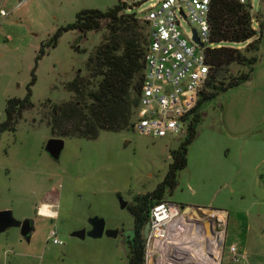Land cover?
<instances>
[{
    "label": "rangeland",
    "instance_id": "374dc122",
    "mask_svg": "<svg viewBox=\"0 0 264 264\" xmlns=\"http://www.w3.org/2000/svg\"><path fill=\"white\" fill-rule=\"evenodd\" d=\"M161 1L0 0V8L8 12L6 17L0 15V124L6 121L11 100H25L31 93L33 104L19 120L16 132L0 133V211H12L17 220L34 218L35 209L50 192H61L63 207L57 222L63 245L32 254L30 246L21 242L18 230L12 228L0 235V264H131L123 234L85 240L72 234L88 227L96 217L103 219L109 230L123 228L125 237L132 234L133 216L121 209L120 199L132 205L163 184L172 163L171 152L186 143L187 134L154 138L132 129L102 132L94 141L66 139L56 162L44 150L51 139L45 119L48 102L77 99L67 85L77 76H87L89 56L107 34L102 31L84 37L77 31H65L78 15L85 10L106 12L126 3L141 19ZM248 3L256 30L263 29L252 78L204 102L194 113L192 119L200 115L201 122L188 145L187 167L178 172L177 186L166 188L165 198L191 207L190 214L196 212L206 221L198 216L185 220L184 225H190V235H186L193 241L199 237L212 240L208 210L226 213L222 264L230 263L232 244L246 248L247 264H264V162L248 165L241 159L244 150L252 151L255 145L264 153V0ZM182 29L190 34L194 28L183 21ZM223 46L245 49L248 43ZM42 49L46 54L38 59ZM248 71L233 65L228 75ZM34 77L36 82L31 85ZM243 130L248 134L233 137ZM39 225L35 240L46 241L51 223L42 219ZM179 248L183 256L193 249L184 243Z\"/></svg>",
    "mask_w": 264,
    "mask_h": 264
},
{
    "label": "trees",
    "instance_id": "16d2710c",
    "mask_svg": "<svg viewBox=\"0 0 264 264\" xmlns=\"http://www.w3.org/2000/svg\"><path fill=\"white\" fill-rule=\"evenodd\" d=\"M211 44L207 49V61L212 68V77L202 93L197 111L203 103L216 99L221 94L241 87L252 78L258 63L263 29L254 26L252 6L238 0H212L209 15ZM65 31H77L84 37L90 33L107 34L91 53L87 62V76H77L67 89L77 99L61 104H50L46 122L51 136L60 139L78 138L97 140L102 132H123L134 128L140 105V94L146 70V54L149 46V27L138 15L129 11L126 3L102 12L85 10L74 24ZM61 33L57 37H60ZM248 43L245 49L230 48L224 44ZM86 51H84L85 53ZM46 54L42 49L38 59ZM238 65L249 71L240 76L228 75V68ZM34 77L31 85H34ZM31 93L25 100H11L7 107L6 121L0 124V133L16 132V126L25 111L33 108ZM201 116H197L188 128L187 141L171 152L172 163L163 184L154 192L134 200L130 208L137 226L131 243L130 263L147 264L145 228L150 222L151 209L165 201L166 188L177 186V175L188 164V145L197 135ZM172 193V191H170Z\"/></svg>",
    "mask_w": 264,
    "mask_h": 264
},
{
    "label": "built area",
    "instance_id": "2783aa9c",
    "mask_svg": "<svg viewBox=\"0 0 264 264\" xmlns=\"http://www.w3.org/2000/svg\"><path fill=\"white\" fill-rule=\"evenodd\" d=\"M238 2L247 4L248 0ZM211 5L212 0H162L153 4L141 17L149 27V46L140 105L133 128L139 134L154 138L181 136L186 134L194 121L192 117L212 77V68L206 56L207 49L216 48L210 41ZM0 13L8 16L4 10ZM183 21L194 28L192 33L183 31ZM195 31L202 45L194 40ZM187 217L183 207L169 201L151 209V227L146 239L147 262L184 264L189 259L191 252L183 256L178 240ZM215 223L214 228L211 226L215 237L209 242L207 258L221 264L225 225L221 217ZM50 239L58 243L53 231ZM229 257L230 264L246 263V256L237 245L230 247Z\"/></svg>",
    "mask_w": 264,
    "mask_h": 264
},
{
    "label": "flooded vegetation",
    "instance_id": "af4514ba",
    "mask_svg": "<svg viewBox=\"0 0 264 264\" xmlns=\"http://www.w3.org/2000/svg\"><path fill=\"white\" fill-rule=\"evenodd\" d=\"M187 133H188V131L186 132V134ZM52 138L60 139V138L51 136V139ZM64 140H66V139H64ZM46 145H47V143L45 144V147H44L45 152L49 155V157L52 160H54L51 157V155L46 151ZM60 159H61V156H60ZM60 159L59 160H54V161L59 162ZM48 195H50V196H48ZM61 200H62L61 192H54V193L50 192V193L46 194L42 198V201L40 202L38 207L35 209L34 218H28L27 217V218H24L22 220H18V221H22V222H24L25 220H31L32 221V223H29L26 226V228H25L26 235L22 234V232L24 230V226L14 227L15 229L18 230V232L21 235V242H24V243H26L27 245L30 246L29 252H31L32 254L33 253L35 254V253H37L39 251H42V250H44V251L50 250L51 245H63V242L59 238V232L60 231H59V226L57 224V222L61 220L62 213H63V207H62V204H61ZM44 202H49V203L48 204H44ZM132 205H131V203H129L128 208L125 209V210H128L130 212V208H131ZM46 206L48 207V210H49L50 214H44L42 212V208L46 207ZM13 216H14V213H13ZM14 218H15V216H14ZM42 219L48 220L51 223L52 227H51V229H50V231H49V233L47 235L46 241L38 242V241L35 240V238H36L37 232L39 231V226H40L39 223H40V221ZM92 228L93 227H92V225H91V223L89 221L88 227H86L83 230H86V232L88 233V232H90L92 230ZM10 229H12V228H10ZM10 229H8V230H10ZM136 229H137V226L134 223L133 233L129 234L127 237H125V234H124L125 230L123 228H119V229H115V230H119V235L118 236L123 234V236L125 238V242L127 243V245H129V243H131L133 241V239L135 238V236H136L135 235L136 234ZM106 230H109V229H107V227H106ZM52 231L54 232V235L57 237L58 243H55V242L51 241L50 234H51ZM78 232H80V231H78ZM88 237L89 236L87 235L86 238H88ZM76 238H78V237H76ZM79 239H81V238H79Z\"/></svg>",
    "mask_w": 264,
    "mask_h": 264
},
{
    "label": "water",
    "instance_id": "95a60500",
    "mask_svg": "<svg viewBox=\"0 0 264 264\" xmlns=\"http://www.w3.org/2000/svg\"><path fill=\"white\" fill-rule=\"evenodd\" d=\"M195 37L194 40L201 44L198 34L195 31L194 32ZM65 148V140L64 139H56L52 138L47 142L46 145V151L51 155V157L54 160H59L60 156ZM129 203L124 201L123 199H120V206L121 209L125 210L128 208ZM185 213H190L192 211L191 207H183ZM196 213V212H195ZM32 223L31 220H25L24 222L18 221L14 218L13 212L10 210L0 211V235L4 232H6L10 228L14 227H21L24 226V230L22 232L23 235H26L25 228L26 226ZM90 223L92 225V230L90 232H86V230H82L80 232H75L72 234L74 237L81 238L82 240L86 239V236L88 235L91 238L99 239L103 238L104 236H108L111 238H117L119 235V230H106V222L103 219L100 218H93L90 220ZM150 223L147 224L145 228V238L147 239L150 233Z\"/></svg>",
    "mask_w": 264,
    "mask_h": 264
},
{
    "label": "crops",
    "instance_id": "0c3cea01",
    "mask_svg": "<svg viewBox=\"0 0 264 264\" xmlns=\"http://www.w3.org/2000/svg\"><path fill=\"white\" fill-rule=\"evenodd\" d=\"M10 0H3V2L5 3V2H9ZM2 2V3H3ZM21 4V1L19 2V4H18V6ZM2 10H4L3 8H0V12L2 11ZM5 11V10H4ZM8 13V12H7ZM0 15H1V13H0ZM4 17V16H3ZM255 26V25H254ZM256 29V28H255ZM256 121H254V123H255ZM248 128H250V127H248ZM246 130H248V129H246ZM237 131V132H239V133H234V138H240V137H244L245 135H247L248 134V131ZM264 143V142H263ZM263 149H264V144H263ZM242 163H244V164H248V165H250V164H252L253 162H255V161H257V162H264V153H262V148H261V146H257V145H255V146H253V148H252V151L249 149V148H247L246 150H244V153H243V156H242ZM48 196H50V195H48ZM49 202H44V204H48ZM210 213L208 214L209 216H211V217H208L209 218V224H208V226H209V229L211 230L210 232H209V234L212 236V240H214L213 239V237H215L214 236V232L212 231V229H211V226L214 228L215 227V225H214V223L217 221V218L218 217H221V218H223V222H224V225L226 226V222H225V217H226V213H220V212H218V211H213V210H208ZM185 212V211H184ZM205 213V212H204ZM203 213V214H204ZM186 214H188V219H189V217L191 218V220H193V218L194 217H199V214L198 213H193V214H190V213H186ZM230 216V215H229ZM186 218V219H187ZM200 218V217H199ZM230 218V217H229ZM200 220H202L201 218H200ZM187 221V220H186ZM202 221H205V220H202ZM215 221V222H214ZM206 222V221H205ZM201 223L202 222H199V224L198 225H201ZM228 226V225H227ZM219 228V227H218ZM224 231H225V228L223 229ZM213 234V235H212ZM225 237L226 236H224V240L223 241H225ZM201 239H203V237H201ZM211 239H208L207 241L205 240V242H204V240H203V242L201 243H198V242H196L195 244H193V246L191 247V248H193L194 250H197V249H200V248H208V249H210V241H212ZM206 242H208V243H206ZM214 242V241H213ZM200 244V245H199ZM212 244V243H211ZM232 245H237V244H232ZM231 245V246H232ZM238 247H239V249H240V251L246 256V263L245 264H247L248 263V252H247V250H246V248L245 247H242V246H239V245H237ZM206 250V249H205ZM207 253H208V251L206 252H204L203 253V257H204V259H208L207 258ZM147 264H152L150 261L149 262H147ZM207 264H211V263H207ZM222 264V263H221ZM230 264V263H229Z\"/></svg>",
    "mask_w": 264,
    "mask_h": 264
},
{
    "label": "bare ground",
    "instance_id": "6f19581e",
    "mask_svg": "<svg viewBox=\"0 0 264 264\" xmlns=\"http://www.w3.org/2000/svg\"><path fill=\"white\" fill-rule=\"evenodd\" d=\"M42 212L44 214H50L47 206L42 208ZM184 226H185V229L184 230L182 229V231H181L182 236L179 237L178 240L180 242L182 241L181 243L186 244L187 248H191L193 246V244H195L196 242H198V243L201 242L202 243L203 240L205 241V239H201L200 237L198 238V241H193L192 239H190L188 237V235H190V225H184L183 224V228H184ZM186 234H188V235H186ZM208 250L209 249L207 247L206 248L204 247V248L197 249V251L192 249L191 250V254L189 255V259H186L184 264H207V263L215 264V262L213 260L204 259L203 253L205 251L207 252Z\"/></svg>",
    "mask_w": 264,
    "mask_h": 264
}]
</instances>
